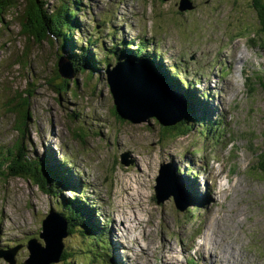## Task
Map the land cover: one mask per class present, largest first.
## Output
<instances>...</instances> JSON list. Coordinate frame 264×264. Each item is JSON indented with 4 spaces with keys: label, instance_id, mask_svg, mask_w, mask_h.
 I'll use <instances>...</instances> for the list:
<instances>
[{
    "label": "rangeland",
    "instance_id": "obj_1",
    "mask_svg": "<svg viewBox=\"0 0 264 264\" xmlns=\"http://www.w3.org/2000/svg\"><path fill=\"white\" fill-rule=\"evenodd\" d=\"M72 1L79 3L73 41L86 47L92 40L99 70L74 74L65 92L54 88L64 81L56 77L61 41L27 39L16 13L0 26V157L21 139L11 110L28 97L23 153L69 171L71 185L81 182L58 199L29 178L0 179V250L18 248L14 264H23L29 239L44 245L38 235L47 213L63 211L61 198L82 196L92 224L106 227L107 258L89 262L91 242L76 228L63 239L70 260L56 264H264V39L254 0H191L193 9L182 12L179 0ZM140 39L163 80L174 73L192 84L194 110L208 114L206 125L192 124L173 140L161 137L153 118L132 124L113 116L105 68L135 58L128 50ZM67 46L65 53L79 54ZM163 164L178 188L165 186L181 189L193 213L177 211L171 198L156 203ZM0 264L9 263L1 257Z\"/></svg>",
    "mask_w": 264,
    "mask_h": 264
},
{
    "label": "trees",
    "instance_id": "obj_2",
    "mask_svg": "<svg viewBox=\"0 0 264 264\" xmlns=\"http://www.w3.org/2000/svg\"><path fill=\"white\" fill-rule=\"evenodd\" d=\"M78 4V1L58 0L57 5L52 7L45 0H0V26L4 24V17L7 16V14L16 13V16H19L21 34L24 37L33 39L38 44L48 41V39L51 40L52 38L59 39L61 41L62 55H59L58 58L63 56L67 59L72 64L75 74L84 73L86 70H90L91 73H93L98 71L99 67L97 66L98 64L93 54L90 52L91 47H93L92 40L90 38L87 40L86 47H82V45L79 47L78 43L73 41L76 31L79 30V24L76 19L77 12L79 11ZM253 7L257 14L259 34L263 35L264 39V2L262 0H254ZM67 44H70L71 47H79V54L76 52L65 53L66 50L68 51ZM122 45L126 46L125 49L132 48L131 44L125 45V42ZM260 46L264 50V40ZM128 52L135 55V58H133L134 61L145 63L148 68L161 75L157 72L158 70L153 65V62L146 61L149 55H147L146 43H144V40H139L134 52L130 50H128ZM159 70L165 71L166 69L161 67ZM165 73L167 74V72ZM58 76L59 74L56 73V77ZM174 76V73H170L165 81L168 83L169 87L172 88V91L184 101L185 118L181 123L173 127H161L160 130L161 137L171 138L173 140L187 135L191 131L192 124L201 126L206 125L205 121L209 117L204 110L194 115L196 112L193 109L195 108L194 104L197 100L195 98L191 99L190 97V94L192 95V84H181L177 79L180 76L178 74ZM67 81L64 80L59 87H54L57 93L67 91V85L69 84ZM48 82H53V79H50ZM262 83L264 89V75L262 77ZM28 109V97L19 96V100L16 101L11 112L16 117L17 132L21 136V139L16 143L14 149L7 152L5 157H0V179L9 177L29 178L39 189L44 191V193L59 199V195L63 190L65 191L68 189L73 191L78 187L68 182L70 179L66 177L69 176V171H65L60 167L56 168L54 165L43 166L45 162L32 161L23 153L25 150L21 140L26 130V123L30 120ZM112 114L116 118L122 120L116 113L114 107L112 108ZM184 152L187 153V151ZM258 160V169L263 171L264 151L259 155ZM81 197L63 200L60 196L61 202H63V211L60 212V214L67 223L68 234H72L74 229L77 228L81 233H86L89 237L88 239L91 245L89 244L87 250L93 254L89 262L95 263V261H97L104 263L107 255L103 251H106V248H108L104 240L106 233L103 228L97 227L91 223L90 218L92 216V210L88 209V201ZM188 212L192 213L193 209H188ZM70 258L71 256L69 253L63 251L60 261H68Z\"/></svg>",
    "mask_w": 264,
    "mask_h": 264
},
{
    "label": "water",
    "instance_id": "obj_3",
    "mask_svg": "<svg viewBox=\"0 0 264 264\" xmlns=\"http://www.w3.org/2000/svg\"><path fill=\"white\" fill-rule=\"evenodd\" d=\"M192 8L189 0L179 1V11ZM56 67L59 76L64 80L70 79L75 74L72 64L63 56L58 58ZM105 75L115 111L122 120L140 124L153 118L163 128L173 127L184 120V105L182 101L179 102L181 98L178 97L177 103L169 85L163 80L160 81L161 77L144 65L137 62L117 61L113 67L106 66ZM164 106L168 107V113L163 110ZM126 158L127 154L121 155L122 164H128ZM166 181L174 182V177L166 165H161L154 187L157 204L171 198L175 209L182 212L186 209L184 197L179 190H168L165 186ZM67 235L65 219L50 210L41 222V232L38 235L44 245L42 246L36 239L29 240L27 243L29 256L24 264L58 263L63 252V239ZM17 249L0 251V258L3 257L9 264H14ZM7 253L10 254L9 257Z\"/></svg>",
    "mask_w": 264,
    "mask_h": 264
},
{
    "label": "bare ground",
    "instance_id": "obj_4",
    "mask_svg": "<svg viewBox=\"0 0 264 264\" xmlns=\"http://www.w3.org/2000/svg\"><path fill=\"white\" fill-rule=\"evenodd\" d=\"M53 16V15H52ZM160 81H162V79L160 80ZM173 93V92H172ZM173 98L175 99V101L178 103V95L176 96V94H174L173 93ZM177 98V99H176ZM180 101H182L181 99H179V102ZM189 104H191V103H189ZM178 105V104H177ZM181 105H182V103H181ZM193 105V104H192ZM191 105V106H192ZM197 106V105H196ZM163 110L165 111V113H168L169 112V109H168V107L167 106H164L163 107ZM194 110V109H193ZM207 111V110H206ZM193 112V111H192ZM185 114V113H184ZM193 114V113H192ZM196 113H194V115H195ZM180 178V181L182 182L183 181V178L182 177H179ZM203 184V183H202ZM200 187V186H199ZM219 188H221V187H219ZM194 189V188H193ZM222 189V188H221ZM223 190V189H222ZM208 200H210L209 198H208ZM126 223H128V222H126ZM210 228V227H209ZM210 230V229H209ZM211 231V230H210ZM205 248V247H204ZM160 253V252H159ZM203 254V253H202ZM157 255V254H156ZM212 258V257H211ZM210 258V259H211Z\"/></svg>",
    "mask_w": 264,
    "mask_h": 264
}]
</instances>
